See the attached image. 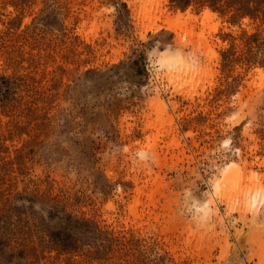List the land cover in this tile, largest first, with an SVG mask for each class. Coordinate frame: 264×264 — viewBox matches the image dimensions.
Here are the masks:
<instances>
[{
  "label": "rangeland",
  "instance_id": "rangeland-1",
  "mask_svg": "<svg viewBox=\"0 0 264 264\" xmlns=\"http://www.w3.org/2000/svg\"><path fill=\"white\" fill-rule=\"evenodd\" d=\"M0 264H264V0H0Z\"/></svg>",
  "mask_w": 264,
  "mask_h": 264
},
{
  "label": "bare ground",
  "instance_id": "bare-ground-1",
  "mask_svg": "<svg viewBox=\"0 0 264 264\" xmlns=\"http://www.w3.org/2000/svg\"><path fill=\"white\" fill-rule=\"evenodd\" d=\"M147 17H148V15H147ZM173 61H175V60H173ZM157 109L159 110L160 113L164 112V114H165V112H166L165 104L163 103L162 100L157 103ZM159 112H157V113H159ZM156 120L159 121V117ZM167 121H169V120H167ZM168 123H165V124H168ZM159 125H160V122H158V123H156V124H154L152 126L158 127ZM156 130H158V129H156ZM163 130H165V129H163ZM153 140L154 139H152V141ZM242 173H243V170H242ZM242 177L243 176L241 175V172H240V170H239L237 165L230 164V165L226 166V168L222 169L221 177L213 183V186L211 188V190L214 193V196H216L215 197L216 200H218L220 203L224 202L225 200H228V199L229 200L230 199L234 200V199H237L239 197L238 195L243 192V193H247L248 195H250V197H246L245 196L246 198H245V200H243L244 202L242 203V205H244L245 209H248L249 207H251L252 206V202H253V200L255 198V195H256V193L258 191V187L256 185H254V184L250 185L252 183V178H254L252 176H251V178L249 177L250 178L249 179V183L250 184L248 185V183H247V186L244 187L245 184L243 183V185H242V182H243L242 181ZM211 190H210V192H211ZM213 200H214V197H213ZM213 200L209 197L208 200H206V202L204 204H202L200 206H197L198 209H200L201 214L202 213L203 214L209 213V215H210V213H211V214L216 215L217 211H216V207H215V205L213 203ZM226 202H228V201H226Z\"/></svg>",
  "mask_w": 264,
  "mask_h": 264
}]
</instances>
